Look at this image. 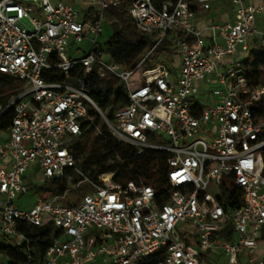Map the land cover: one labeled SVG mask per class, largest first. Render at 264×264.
Masks as SVG:
<instances>
[{
	"label": "built area",
	"instance_id": "obj_1",
	"mask_svg": "<svg viewBox=\"0 0 264 264\" xmlns=\"http://www.w3.org/2000/svg\"><path fill=\"white\" fill-rule=\"evenodd\" d=\"M212 1L0 0V73L23 84L0 106V117L13 109L0 128V264H9L6 247L26 264H264V82L249 84L243 63L264 46L255 27L264 0H230L233 20L198 28L197 9ZM124 2L154 46L175 41L165 52L174 65L148 66L149 50L126 68L105 52L104 12ZM107 72L127 95L111 120L84 89L89 75ZM97 114L139 151L167 153L163 195L141 180L119 183L109 172L97 182L83 170L73 145L91 126L100 133ZM47 180L69 188L17 207L27 182ZM72 184L89 189L65 204ZM224 195L240 205L226 208ZM27 225L50 230L42 253Z\"/></svg>",
	"mask_w": 264,
	"mask_h": 264
},
{
	"label": "trees",
	"instance_id": "obj_2",
	"mask_svg": "<svg viewBox=\"0 0 264 264\" xmlns=\"http://www.w3.org/2000/svg\"><path fill=\"white\" fill-rule=\"evenodd\" d=\"M125 7L126 2L120 9L109 7L104 12L105 22L112 30L111 36L104 45L105 52L110 58L126 68H132L149 50H152L153 55L161 52L170 53L175 41L164 38L154 46L152 37L137 29ZM243 63L249 84L264 82V46L251 48L243 59ZM153 64L154 62H150L148 66ZM22 87L23 84L19 78L0 73V106L7 105ZM84 89L109 120L113 118L117 108L127 103V95L121 82L108 72L101 78L94 74L89 75ZM12 115V108L5 111L0 117V128L8 127ZM100 129V133L95 134L94 126L89 127L73 145L77 158L85 155L81 167L89 177L99 182L98 175L112 172L113 180L116 182L123 183L128 179L141 180L151 185L158 196L163 195L167 153L154 149L139 151L134 145L112 135L105 123H102ZM42 187L47 195L63 194L69 188L66 182L57 180H47ZM232 192L236 194V190L233 189ZM220 201L226 208L240 205L237 196L233 201H227L224 195L220 197ZM22 230L30 237L31 244L41 253L49 245L50 230L48 228L27 225ZM6 250L8 254L5 255L8 257L9 264L27 263V259L24 261L18 259L19 255L25 256V254H12L8 247ZM41 256L42 254H31L30 262L40 261Z\"/></svg>",
	"mask_w": 264,
	"mask_h": 264
},
{
	"label": "rangeland",
	"instance_id": "obj_3",
	"mask_svg": "<svg viewBox=\"0 0 264 264\" xmlns=\"http://www.w3.org/2000/svg\"><path fill=\"white\" fill-rule=\"evenodd\" d=\"M225 1H226L225 10H227V11H231L232 10V12H233L234 11L233 10L234 7L230 3V0H225ZM246 1L253 2V1H250V0H246ZM64 2L71 4L72 0H64ZM214 6L215 5L213 4L212 8ZM216 9L221 10V8L219 6H216ZM211 11H214V10H211ZM204 15L207 16L206 14H204ZM205 16H204V18H201V19H203V21L200 22L199 24H197L198 28H203V27L207 26L209 23H216L218 21V20H212V19L209 20ZM255 27L257 28V31L260 34H262L264 32V21L258 17L256 19V22H255ZM111 34H112L111 27L105 22L104 23V30H103V33L101 34L100 38H99V41L103 45H105V42L109 39ZM260 39L261 38H259V40ZM82 47L85 48L84 49L85 51H88L90 49V45L87 44L85 41L82 43ZM103 57H104V59L107 58V56H105V54H104ZM164 60H165V63L168 64V65L172 66V64L173 65L175 64V58L173 57V55L172 56H165V52H161V53H159L157 55L150 56L149 59L147 60V62H149V63L150 62H158V61L159 62H164ZM174 67L172 68V72L175 75L176 72H177V69L174 68ZM198 99L199 100H203V97H200ZM102 123H104L102 117L99 114H97L95 116V124H96V126L98 128L97 131L101 130L100 126L102 125ZM73 151L75 152L74 148H73ZM84 160H85V155H82L80 157V159H79V164L82 165ZM74 186L75 185H73V184H72V186H70V189L68 190L67 198H63L62 199V201H64L65 204L73 203V202L77 201L78 195H80L83 192V190H88L89 189V186H87V185H81L79 188H74ZM44 197H47V194H45L42 185L27 182V192H26V194L24 196H22L19 200L16 201V205H17V207L22 208V209H30L34 205V203L36 202V200L38 198H44ZM209 253L210 252L207 253V256L209 255ZM18 259L21 260V261H24L25 259H27V255H25V256L19 255Z\"/></svg>",
	"mask_w": 264,
	"mask_h": 264
},
{
	"label": "crops",
	"instance_id": "obj_4",
	"mask_svg": "<svg viewBox=\"0 0 264 264\" xmlns=\"http://www.w3.org/2000/svg\"><path fill=\"white\" fill-rule=\"evenodd\" d=\"M250 1H253V2H256L258 0H250ZM213 4L215 5L213 8ZM216 6H219L221 8V10L219 9H216ZM218 8V7H217ZM226 8V1L225 0H213L211 2V6H210V9L208 10H202V9H197L196 11V22L197 24H199L200 22L203 21V19L201 18H204V14H206L207 17L209 20H233L234 19V11L232 12L231 11H227L225 10ZM211 10H214V11H211ZM234 10V8H233ZM264 21V20H263Z\"/></svg>",
	"mask_w": 264,
	"mask_h": 264
}]
</instances>
